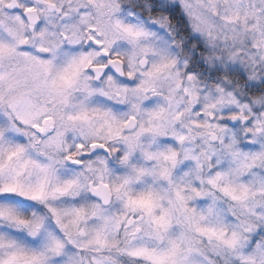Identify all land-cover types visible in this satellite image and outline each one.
<instances>
[{
	"label": "snow or ice",
	"instance_id": "snow-or-ice-1",
	"mask_svg": "<svg viewBox=\"0 0 264 264\" xmlns=\"http://www.w3.org/2000/svg\"><path fill=\"white\" fill-rule=\"evenodd\" d=\"M180 7L210 36L220 20L264 45V0ZM133 16L119 0H0V264H264V119L233 113L242 143L212 123L222 96L203 97V120L173 112L175 93L152 104L174 61Z\"/></svg>",
	"mask_w": 264,
	"mask_h": 264
},
{
	"label": "clouds",
	"instance_id": "clouds-1",
	"mask_svg": "<svg viewBox=\"0 0 264 264\" xmlns=\"http://www.w3.org/2000/svg\"><path fill=\"white\" fill-rule=\"evenodd\" d=\"M124 5V12L133 11V22L136 18L143 20L145 26L155 33L150 43L157 48H164L170 60L174 61L161 75L158 87L160 95L153 97L149 93L152 104H161L168 107V97L175 93L179 105H173V112L177 107L181 111L185 105L188 111L185 120L207 119L206 116L198 117L196 113L202 110L203 97L211 94L217 100L223 97V102L219 103L215 109L214 124L228 127L232 132L239 133L241 142H244L245 124L243 118L239 124L231 119L233 113L243 111L248 119L253 122L257 119H264V45H258V33L251 29H244L237 25H225L217 20L218 25L215 33L210 36L207 32H202L193 27L192 21L180 7L181 0H162L161 10L152 12L155 5L152 0H119ZM257 3L260 0H256ZM174 11H163L164 7ZM164 17L162 22L156 21ZM86 45L67 44L68 51H80ZM123 51L130 48L127 44L118 45ZM143 59V57H141ZM149 66L154 62H159L158 55L148 56ZM97 62H106L101 56L96 57ZM114 71L120 66H112ZM139 67V65H138ZM84 76H90L91 81L100 87L103 85V74L99 72H86ZM192 77V79H189ZM115 78L119 79V72L115 73ZM194 82H198L197 92L200 99L188 101L192 98L185 95V89L192 90ZM219 89V91H218ZM75 95L79 96V93ZM96 104L118 107L113 102L103 96L94 98ZM198 105H200L198 107ZM127 111L125 107L123 109ZM140 115V113H136ZM227 120V124L222 122ZM177 131H184L183 125L176 122ZM235 126V127H233ZM211 140V137H208ZM172 140L171 132L167 136L159 138V143L163 145L166 141ZM197 137V143H200ZM174 143V141H173ZM179 149L180 146L176 145ZM217 147L219 144L217 142ZM103 155V153H98ZM94 158V157H93Z\"/></svg>",
	"mask_w": 264,
	"mask_h": 264
}]
</instances>
